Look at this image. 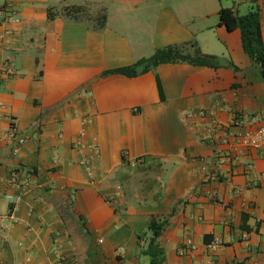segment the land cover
I'll return each instance as SVG.
<instances>
[{
  "label": "crops",
  "instance_id": "obj_1",
  "mask_svg": "<svg viewBox=\"0 0 264 264\" xmlns=\"http://www.w3.org/2000/svg\"><path fill=\"white\" fill-rule=\"evenodd\" d=\"M222 7L230 6L0 0V214L13 207L7 196L20 194L8 185L12 176L27 182L19 222L0 225V264H150L144 233L153 217L169 220L160 238L165 264H264V143L222 142L264 124V76L240 30L219 24ZM237 9L259 11L264 40V0ZM4 14L16 21H2ZM188 43L220 66L172 63L133 78L102 77ZM7 60L17 70L10 79L2 75ZM13 124L29 139L17 156L7 137ZM82 134L100 149L93 182L75 147ZM215 239L225 246L208 250Z\"/></svg>",
  "mask_w": 264,
  "mask_h": 264
},
{
  "label": "trees",
  "instance_id": "obj_2",
  "mask_svg": "<svg viewBox=\"0 0 264 264\" xmlns=\"http://www.w3.org/2000/svg\"><path fill=\"white\" fill-rule=\"evenodd\" d=\"M247 1L251 3L255 2V0ZM239 4L233 7H222L219 12V24L225 26L230 31L240 30L242 45L246 54L254 62L260 65L264 76V40L260 13L258 10H250L247 14L241 15L237 9ZM74 12L77 13L81 11ZM66 14H69V12L66 11ZM56 16L57 14L50 9L48 13L49 20H54ZM106 22L107 15L106 13H102L99 18V27L103 28L106 25ZM190 49L193 51L190 52ZM172 63H184L195 67L210 68H218L220 66L216 57L204 54L196 43H188L160 48L156 50L151 57L141 59L131 66L107 70L102 74V77L122 75L124 77L133 78L154 71L161 65ZM138 68H141V72H138ZM234 68L238 70L237 67ZM168 225V219L162 221L156 217H153L147 225L144 233V236H146V243L143 253L150 257V264L166 263V252L161 245L160 238ZM139 239L140 241L142 240L141 237H139Z\"/></svg>",
  "mask_w": 264,
  "mask_h": 264
},
{
  "label": "built area",
  "instance_id": "obj_3",
  "mask_svg": "<svg viewBox=\"0 0 264 264\" xmlns=\"http://www.w3.org/2000/svg\"><path fill=\"white\" fill-rule=\"evenodd\" d=\"M234 3L237 5L241 3L242 0H233ZM2 21L5 22H13L16 21V19L13 16L10 15H2ZM4 41L3 34H0V42ZM17 74L16 67L14 63L11 60H7L4 62L2 67V75L10 79L14 77ZM196 116L200 118H206L207 112L200 110L195 113ZM238 123L241 124L244 122L242 117L237 118ZM84 122L87 123L88 120L84 119ZM217 128V127H216ZM213 131L207 132L205 137L206 139H210L212 136ZM9 140L15 141L16 146L13 149V155L17 156L21 150V148L26 145L29 141L28 137L26 135H22L19 133L18 128L13 124L9 130V133L7 135ZM85 135L82 134L80 139L75 143V147L81 152L82 159L80 161V164L86 169L87 174L90 178V180L94 181V167H93V158L94 156L98 155L100 153V149L96 144L87 143L84 139ZM233 137L237 140V142L241 145H244L246 147H251L253 149H259L263 143H264V124L257 130L255 134H249V135H241V136H234L225 134L222 137V142L224 144L229 143L230 138ZM143 160L138 159L135 162L131 163L132 167H137L142 165ZM253 165H248L249 170H253ZM215 177H213L214 179ZM8 185L11 187H19L20 194L18 196H7V200L13 205L12 208L8 210L6 214H0V225L2 228L7 229L15 224H17L18 218L15 215V209L16 205L20 203L23 195L25 194V189L27 186V182L22 179L18 174H14L12 178L9 180ZM117 192H122V186H117ZM225 246V242L222 239H215L212 243L207 245V249L210 251H218L221 248ZM189 251H196L198 247L196 245H190L188 247ZM122 251V249H120ZM185 252V250H184Z\"/></svg>",
  "mask_w": 264,
  "mask_h": 264
},
{
  "label": "rangeland",
  "instance_id": "obj_4",
  "mask_svg": "<svg viewBox=\"0 0 264 264\" xmlns=\"http://www.w3.org/2000/svg\"><path fill=\"white\" fill-rule=\"evenodd\" d=\"M223 1V3H224V5L226 4L227 6H230V7H233V6H235L236 4L234 3V1L233 0H222ZM242 5V4H241ZM240 5V6H241ZM244 5H242L241 7H243ZM241 11H243V10H241Z\"/></svg>",
  "mask_w": 264,
  "mask_h": 264
},
{
  "label": "water",
  "instance_id": "obj_5",
  "mask_svg": "<svg viewBox=\"0 0 264 264\" xmlns=\"http://www.w3.org/2000/svg\"><path fill=\"white\" fill-rule=\"evenodd\" d=\"M137 70H138V72H141V68H138Z\"/></svg>",
  "mask_w": 264,
  "mask_h": 264
}]
</instances>
